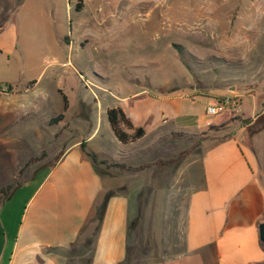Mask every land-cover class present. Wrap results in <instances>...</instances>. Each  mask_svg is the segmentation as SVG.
Here are the masks:
<instances>
[{
  "label": "crops",
  "instance_id": "obj_1",
  "mask_svg": "<svg viewBox=\"0 0 264 264\" xmlns=\"http://www.w3.org/2000/svg\"><path fill=\"white\" fill-rule=\"evenodd\" d=\"M35 2L0 0V115L9 116L8 124L32 110L33 87L21 76L28 71L32 78ZM64 36L71 45L72 23ZM187 85L127 86L114 105L81 99L78 113L87 107L93 118L69 117L64 102L62 112L45 119L48 145L35 158L32 128L22 133L20 126H2L0 139L23 140L7 147L11 155L26 156L14 177L26 182L40 157L57 159L26 200L14 234L0 219V264H65L90 241L87 264H264V86L242 80L234 90L227 86L240 110L210 115V94L193 80ZM247 96L255 102L250 112L243 104ZM115 106L145 129L142 137L127 143L117 138L107 116ZM224 122L225 136L196 145ZM186 150L177 163L156 164Z\"/></svg>",
  "mask_w": 264,
  "mask_h": 264
},
{
  "label": "rangeland",
  "instance_id": "obj_2",
  "mask_svg": "<svg viewBox=\"0 0 264 264\" xmlns=\"http://www.w3.org/2000/svg\"><path fill=\"white\" fill-rule=\"evenodd\" d=\"M35 3L38 12L32 24V78L28 71L21 76L22 83L33 87L32 110L26 108L25 117L18 123L8 124L9 116L0 115V128L20 126L22 133L32 128L34 158L42 152L41 146L48 145L45 119L63 111L65 97L70 104L69 117L93 118L95 111L87 107L78 113L81 99H100L114 105L116 98L128 93L127 86H188L187 81L193 80L211 95L205 97L210 103H216V97L234 96L236 92L226 88L234 85V90L241 80L250 86H264V0ZM71 23L74 39L70 45L64 35ZM243 104L246 111H252L253 97L243 98ZM228 132V122H224L200 139L222 138ZM20 141L0 139V185H5L0 194L5 199L0 219L8 223L9 234L16 231L26 200L57 159L56 155L42 156L32 168L30 180L16 178L14 170L26 156L11 155L7 147ZM92 248L93 241L87 242L77 252L78 258L69 256L65 264H87Z\"/></svg>",
  "mask_w": 264,
  "mask_h": 264
},
{
  "label": "trees",
  "instance_id": "obj_3",
  "mask_svg": "<svg viewBox=\"0 0 264 264\" xmlns=\"http://www.w3.org/2000/svg\"><path fill=\"white\" fill-rule=\"evenodd\" d=\"M77 7L80 8V3H78ZM175 46L178 47L179 49H182V47L180 45H178V44H175ZM262 101H263V104H264V99ZM67 107H68V101H67V99L65 97V109H67ZM63 116H64V114L61 113L58 116L54 117L52 119V121L61 119V118H63ZM107 116H108V120H109V122L111 124V127H112L115 135L117 136V138L121 142L127 143V142H131V141H135V140L139 139L140 137H142L145 134V129L143 127H136L133 124V122L131 121V119L126 115V113L123 110V108L120 107V106H115V107L108 108ZM127 129H131L132 132L131 133L128 132ZM201 141H202V139H198L197 142H196V145L199 144ZM82 147H85V144L82 143ZM188 152H189V150H186V151L180 153L178 156L173 157L171 159L159 160L158 162H156V164H158L160 166H163V165H167V164L177 163L181 159H183V157H185V155ZM88 154L93 158V160L95 162H99L97 156L94 153L88 152ZM101 162L102 163H107L106 160H102ZM104 202H105V200H104Z\"/></svg>",
  "mask_w": 264,
  "mask_h": 264
},
{
  "label": "built area",
  "instance_id": "obj_4",
  "mask_svg": "<svg viewBox=\"0 0 264 264\" xmlns=\"http://www.w3.org/2000/svg\"><path fill=\"white\" fill-rule=\"evenodd\" d=\"M240 110V103L236 98L225 97L222 100L217 101L213 105L207 106V113L210 115H216L222 112H238Z\"/></svg>",
  "mask_w": 264,
  "mask_h": 264
},
{
  "label": "water",
  "instance_id": "obj_5",
  "mask_svg": "<svg viewBox=\"0 0 264 264\" xmlns=\"http://www.w3.org/2000/svg\"><path fill=\"white\" fill-rule=\"evenodd\" d=\"M259 230H260V239L264 243V222L260 224Z\"/></svg>",
  "mask_w": 264,
  "mask_h": 264
}]
</instances>
